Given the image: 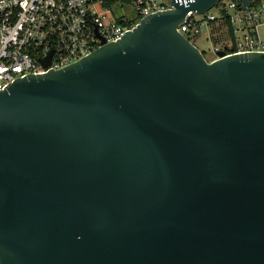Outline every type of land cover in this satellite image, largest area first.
I'll return each instance as SVG.
<instances>
[{
    "label": "water",
    "instance_id": "95a60500",
    "mask_svg": "<svg viewBox=\"0 0 264 264\" xmlns=\"http://www.w3.org/2000/svg\"><path fill=\"white\" fill-rule=\"evenodd\" d=\"M220 1L0 93V264H264V52L179 30Z\"/></svg>",
    "mask_w": 264,
    "mask_h": 264
},
{
    "label": "built area",
    "instance_id": "2783aa9c",
    "mask_svg": "<svg viewBox=\"0 0 264 264\" xmlns=\"http://www.w3.org/2000/svg\"><path fill=\"white\" fill-rule=\"evenodd\" d=\"M221 0L219 13L230 14L234 38L214 52H264V0ZM188 0H0V93L17 78L61 69L108 42L122 39L146 16ZM132 6L137 19L117 15L116 6ZM190 11L179 30L188 38L196 26ZM206 18L216 14L207 12ZM191 39V38H190ZM225 47H229L226 50ZM49 58V64L43 60Z\"/></svg>",
    "mask_w": 264,
    "mask_h": 264
},
{
    "label": "rangeland",
    "instance_id": "374dc122",
    "mask_svg": "<svg viewBox=\"0 0 264 264\" xmlns=\"http://www.w3.org/2000/svg\"><path fill=\"white\" fill-rule=\"evenodd\" d=\"M220 6H215L212 8L209 13L219 14ZM117 15L126 14L129 19H137V13L135 9L130 5H125L121 7L120 4L116 6ZM196 26L189 34V38L195 40L196 45L200 50L205 51L206 55L210 59L216 58L214 52V46H224L229 43L227 37L226 27L221 25L219 22L210 26L204 14H196ZM261 36L264 38V25L260 27ZM211 35L216 41L217 44H213L211 40Z\"/></svg>",
    "mask_w": 264,
    "mask_h": 264
},
{
    "label": "trees",
    "instance_id": "16d2710c",
    "mask_svg": "<svg viewBox=\"0 0 264 264\" xmlns=\"http://www.w3.org/2000/svg\"><path fill=\"white\" fill-rule=\"evenodd\" d=\"M208 21V24L210 26H213V24L219 22L221 25H224L226 27V31H227V37L230 40H232L234 38V34H233V29H232V24L230 21V14L225 12V11H221L219 14L216 15L215 19H210V18H206ZM190 33H188L189 36ZM211 40L213 42V44H217L216 41L214 40V38L211 35ZM216 46V45H215ZM226 50H229V47H225ZM204 55L206 56V58L208 60H212L210 58L207 57L206 52L203 51Z\"/></svg>",
    "mask_w": 264,
    "mask_h": 264
}]
</instances>
